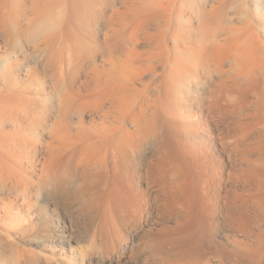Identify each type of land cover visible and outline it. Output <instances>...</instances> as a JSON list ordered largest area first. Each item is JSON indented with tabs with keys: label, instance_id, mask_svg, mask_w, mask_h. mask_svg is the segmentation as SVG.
Here are the masks:
<instances>
[{
	"label": "rangeland",
	"instance_id": "obj_1",
	"mask_svg": "<svg viewBox=\"0 0 264 264\" xmlns=\"http://www.w3.org/2000/svg\"><path fill=\"white\" fill-rule=\"evenodd\" d=\"M260 14L0 0V122L31 144L0 145V264H264Z\"/></svg>",
	"mask_w": 264,
	"mask_h": 264
},
{
	"label": "bare ground",
	"instance_id": "obj_2",
	"mask_svg": "<svg viewBox=\"0 0 264 264\" xmlns=\"http://www.w3.org/2000/svg\"><path fill=\"white\" fill-rule=\"evenodd\" d=\"M260 17L262 18V21L264 22V15L262 14ZM106 36H108V34ZM9 67H10V65L8 62H6V61L2 62L0 64V73L1 72H8ZM5 116H9L10 118L8 117L9 118L8 120L5 119L4 122H2V121L0 122V136H1L0 142L2 143V144L0 143V145L5 146V151H6V153H4V157L10 158V159H14L16 156L18 157V159H20L23 155H24L23 156L24 158L29 157V154H27V152L30 151L29 149L31 148V144L22 142L19 138H17L15 136V134H18L20 129L22 128V123H21V118H20V110L7 111ZM10 127H12V128H10ZM156 137L160 139L161 144L165 149V153H166L165 159H170L171 153H172V146H171L169 139L167 138L166 135H162V136L156 135ZM3 149H4V147H3ZM48 153H50V149H48ZM20 162L21 161H18V163H20ZM9 242H12V240L8 236L7 237V243H9Z\"/></svg>",
	"mask_w": 264,
	"mask_h": 264
}]
</instances>
